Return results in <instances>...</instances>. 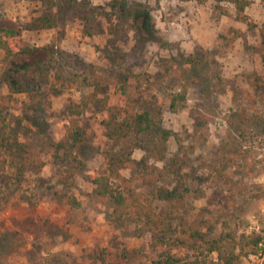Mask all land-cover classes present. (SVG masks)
<instances>
[{"label":"rangeland","instance_id":"rangeland-1","mask_svg":"<svg viewBox=\"0 0 264 264\" xmlns=\"http://www.w3.org/2000/svg\"><path fill=\"white\" fill-rule=\"evenodd\" d=\"M114 1L121 0H0V28H12L33 49L12 61L19 70L9 71L31 92L11 95L5 112L19 137L18 148L0 159V264L144 261L137 253L146 238L136 236L133 225L112 221L89 196L101 153L112 145L101 122L117 106L120 73L128 75L132 91L137 79L148 85L144 96L160 101L163 126L176 134L164 165L177 158L184 166L187 159L199 171L228 134L240 140V155L229 169L240 182L235 198L227 205L209 203L213 187H203V196H194L173 216L176 252L184 255L192 230L213 238L225 230L239 234L264 226V0H125L149 12L155 34L147 30L146 17L136 20L139 33L130 20H119ZM182 55L203 60L198 72L203 83L193 84L185 103L170 112L153 76L160 60L179 61ZM7 76L1 96L10 94ZM209 84L215 85L213 93L204 90ZM80 103L86 145L76 151L81 167L67 192L56 185L67 163L51 159L63 155L52 145L69 124L70 105ZM198 107L210 119L194 134L192 111ZM232 124L243 133L232 132ZM39 159L47 163L37 171ZM242 264L262 263L249 255Z\"/></svg>","mask_w":264,"mask_h":264},{"label":"trees","instance_id":"trees-1","mask_svg":"<svg viewBox=\"0 0 264 264\" xmlns=\"http://www.w3.org/2000/svg\"><path fill=\"white\" fill-rule=\"evenodd\" d=\"M53 1L70 3L73 0ZM111 7L113 10L118 9L119 20H130L137 33L140 28L136 20L146 17L147 30L155 34V25L149 22V12L140 10V5L121 0L114 1ZM41 25L49 26L47 22ZM32 53L33 49L23 45L15 30L0 28V83L7 73L6 84L10 92L7 96L0 95V159L3 162L5 154L18 148L16 139L19 134L8 127L5 119V112L11 105V95L31 92L29 84L11 78L9 71L21 67L13 64L14 59ZM203 68V60L191 56L182 55L179 61L160 60L152 82L161 90L164 98L162 102L170 112H176L185 103L193 84L203 83L198 73ZM130 74L137 79L134 74ZM34 79H38L37 74ZM128 81V75L119 74L116 84L119 93L117 106L108 109L101 122L112 145L101 153V163L91 181V201L97 207L105 208L112 221L133 225L135 235L146 238L137 253L144 257L141 264H242L243 257L257 252L259 243L264 240L262 234H238L234 229L222 231L217 237L211 238L206 233L192 230L185 244V253L181 256L176 252L179 239L173 219L191 198L204 195L203 187L207 184L213 187L209 203L219 201L227 205L233 201L240 182L230 175L229 169L240 155L239 137L228 134L226 141L217 147L214 158L202 163L199 171L193 166L188 167L187 159L184 166L177 162V158L169 166L164 165L168 143L176 138V134L163 126L164 109L158 105L160 101L144 96L143 91L149 90L148 85L137 79L132 91ZM214 88V84H209L204 90L213 93ZM39 89L40 85L36 90ZM82 108L83 103L70 105L69 124L60 139L52 145V148L61 150L63 155H52L51 159L67 163L60 169L56 180V185L67 192L74 185L81 167L76 151L84 149L86 145L85 131L79 118ZM192 116L194 134L200 133L210 118L200 107L192 111ZM230 128L232 132L243 133L233 124ZM46 163L43 159L37 160V171ZM194 184L196 189L193 188ZM67 199L71 200L69 195Z\"/></svg>","mask_w":264,"mask_h":264},{"label":"built area","instance_id":"built-area-1","mask_svg":"<svg viewBox=\"0 0 264 264\" xmlns=\"http://www.w3.org/2000/svg\"><path fill=\"white\" fill-rule=\"evenodd\" d=\"M262 181L264 182V176L262 177ZM251 232H256L264 236V226L260 227L257 225L250 227V230L247 233L249 234ZM251 256H254L257 261H260V263L264 264V240L259 243L257 252Z\"/></svg>","mask_w":264,"mask_h":264}]
</instances>
